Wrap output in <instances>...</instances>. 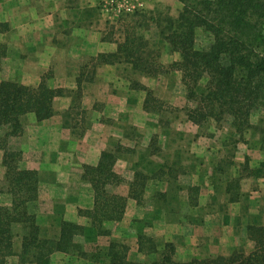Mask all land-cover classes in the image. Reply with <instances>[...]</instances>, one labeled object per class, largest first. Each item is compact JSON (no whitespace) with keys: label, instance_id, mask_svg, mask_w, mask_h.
<instances>
[{"label":"rangeland","instance_id":"obj_1","mask_svg":"<svg viewBox=\"0 0 264 264\" xmlns=\"http://www.w3.org/2000/svg\"><path fill=\"white\" fill-rule=\"evenodd\" d=\"M4 1L9 3V0ZM77 2L84 8H92L97 14V24L102 35L109 34L119 42L124 38L129 24H138L137 30L148 43L147 49L158 53V62L167 66L179 60V54L171 52L162 41L157 27L158 21L166 15H177L182 6L179 0H127L124 5L117 0ZM208 40V35L198 32V44H205ZM86 61V66L89 67H86L85 72H90L95 60L87 58ZM110 64L114 65L113 72L117 75V83L112 82L111 86L130 87L141 92L144 97L142 110L150 114L152 119L149 121L152 124L156 122L159 126L158 133H148L141 138V132L133 124L124 128V142L127 144L120 151L130 153L138 159L144 151L152 153L158 148L157 154L164 158L162 163L166 167V170L164 168L160 171L167 172L163 177L167 181L152 182L147 188L148 180L159 178L157 176L160 171L156 173L157 176H149L141 200L128 196L132 201L128 207L130 218L114 221L110 225V231L106 228H103L105 232L93 229L95 234L92 235L84 231L78 239L83 249L93 253L100 250L103 253L110 241H117L128 247V256L135 261L159 258L166 243L173 245V258L178 262H186L191 258L230 256L234 251L248 254L253 249V242L247 239L243 228L250 224L264 225V109L253 111L249 118L250 126L241 131L236 130L231 124V118L227 116L219 121L208 119L196 124L186 114L194 106V102L186 96L181 72L172 69L153 76L134 70L125 62ZM45 75L47 80L50 70ZM136 85L145 86L147 90L137 88ZM71 97L70 106L77 108L73 113L80 110L81 88L80 91L74 90ZM111 104L112 108H116L115 101ZM130 114L134 120L140 118L136 116L134 106ZM170 121L172 126L169 125ZM165 131L169 143L161 147V132ZM143 137L145 142H142ZM130 170L123 177L127 179V183L139 181L137 174L142 172L134 168ZM159 176L162 177L163 174ZM80 179L88 185L87 188L79 181L75 184L77 186H72L78 187L84 194L90 192V182L82 177ZM2 180L3 173L0 172V204H8L10 195L4 191ZM160 188H165V191H157ZM126 207L127 203L125 211ZM28 208L35 215L40 234L56 238L61 221L66 219H61L59 223L57 219V224L41 221L42 216L37 218V213H43L47 209L39 204L38 198L31 201ZM79 216L87 218L89 223L88 217ZM204 217L209 219L205 220ZM17 233L15 251L20 250L23 230L17 228ZM140 235L152 239L156 252H151L149 246L148 249L144 247L145 252L138 251L137 241ZM74 259L75 256L56 252L51 256L50 264H73ZM80 264L94 263L84 260Z\"/></svg>","mask_w":264,"mask_h":264},{"label":"trees","instance_id":"obj_2","mask_svg":"<svg viewBox=\"0 0 264 264\" xmlns=\"http://www.w3.org/2000/svg\"><path fill=\"white\" fill-rule=\"evenodd\" d=\"M179 1L182 6L177 15H166L157 23L160 38L171 52L179 54V60L167 66L158 62V53L147 49L138 24H129L115 51L98 54L93 57L94 63L125 62L132 69L153 76L178 70L186 96L194 102L186 112L190 121L199 124L227 116L241 131L250 126L253 111L264 109V0ZM7 28L6 22H0V32ZM199 31L209 36L205 44L196 41ZM5 54L6 47L0 43V62ZM136 87L147 90L142 85ZM61 93L62 89L49 86L45 74L36 86L0 80L2 181L4 191L10 195L8 204H0V264H50L56 252L75 256L73 264L84 260L94 264H264V225L243 228L247 239L253 242L248 254L234 251L230 256L191 258L186 262L173 258L171 243L165 244L159 258L147 261L131 260L128 247L117 241H110L103 253L87 252L78 240L84 227L68 220L61 221L56 238L42 236L35 215L28 208L38 198L37 171L23 167L22 151L13 139L22 133V115L33 113L37 121L51 117L53 99ZM115 159L114 151L104 150L96 166H83L81 177L92 186L94 204L91 209H78V214L88 217L98 232H105V220L120 221L125 211L127 198L114 191L124 181L113 170ZM137 175L139 181L129 182L128 196L139 201L149 176ZM17 228L23 230L19 251L14 249ZM137 243L139 252L145 246L156 252L150 237L140 235Z\"/></svg>","mask_w":264,"mask_h":264},{"label":"crops","instance_id":"obj_3","mask_svg":"<svg viewBox=\"0 0 264 264\" xmlns=\"http://www.w3.org/2000/svg\"><path fill=\"white\" fill-rule=\"evenodd\" d=\"M96 17L92 8L80 6L77 0H9V3L0 0V22L8 25L0 32V43L6 47L0 62V80L36 86L41 76L50 70L47 83L62 89L53 99V115L42 121H37L33 113L22 115V133L13 139L22 151L23 167L37 171L38 202L47 209L38 212L37 218L42 216L40 220L49 224H57V219L58 223L61 219L74 221L91 235L95 234L94 228L87 218L78 215L77 209L92 208L93 191L84 194L72 186L79 181L88 187L79 180L84 165L96 166L102 151L112 150L116 152L113 170L123 177L132 168L150 177L166 170L162 163L164 158L157 154L158 148L152 153L144 151L138 159L121 152L127 144L124 128L133 124L141 132V138L148 133H158L159 126L156 122L152 124L150 114L142 110L144 97L141 92L130 87L111 86L112 82L117 83L113 64L93 63L90 72H85L89 67L86 66L87 58L92 60L100 53L114 52L117 46L115 37L102 35ZM78 86L81 88L80 110L72 113L77 108L70 106L71 96ZM112 101L116 108H112ZM133 106L139 119L134 120L130 114ZM169 125L172 126L171 121ZM165 134L166 131L161 132V147L169 143ZM144 137L142 142H145ZM171 148L174 150L173 146ZM1 161L2 150L0 172L4 173ZM158 173L163 176L148 180L147 188L152 182L167 181L163 178L166 171ZM126 180L124 178L115 188L117 194L127 198L121 221L130 218L128 207L132 204ZM158 190L164 192L165 188ZM113 223L105 220L102 226L110 231Z\"/></svg>","mask_w":264,"mask_h":264},{"label":"built area","instance_id":"obj_4","mask_svg":"<svg viewBox=\"0 0 264 264\" xmlns=\"http://www.w3.org/2000/svg\"><path fill=\"white\" fill-rule=\"evenodd\" d=\"M117 1H119V3H121V5H124L127 0H117Z\"/></svg>","mask_w":264,"mask_h":264}]
</instances>
